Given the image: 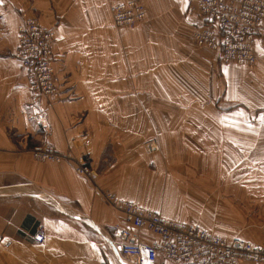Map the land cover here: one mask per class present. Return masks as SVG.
I'll list each match as a JSON object with an SVG mask.
<instances>
[{"label": "crops", "instance_id": "crops-1", "mask_svg": "<svg viewBox=\"0 0 264 264\" xmlns=\"http://www.w3.org/2000/svg\"><path fill=\"white\" fill-rule=\"evenodd\" d=\"M121 1L0 0V264H133L113 227L157 238L127 224L102 192L177 220L154 190L186 173L264 214V90L242 80L247 116L256 118L244 124L243 108L230 107L234 65L194 41L203 20L193 0H142L147 19L133 29L112 22L110 7ZM23 14L56 33L58 102H32L15 58ZM254 51L264 77V26ZM148 140L157 141L153 153ZM46 145L68 159L34 160ZM81 160L91 178L77 174ZM39 227L44 244L33 239ZM244 239L264 245L262 235Z\"/></svg>", "mask_w": 264, "mask_h": 264}, {"label": "built area", "instance_id": "built-area-1", "mask_svg": "<svg viewBox=\"0 0 264 264\" xmlns=\"http://www.w3.org/2000/svg\"><path fill=\"white\" fill-rule=\"evenodd\" d=\"M195 11L203 24L195 31L194 41L198 47L218 54L223 65L253 67L257 58L255 46L264 26V0H193ZM112 22L116 28L133 29L143 24L147 14L142 0H122L110 7ZM54 29L39 20L22 15L17 28L15 58L29 81L32 102L42 99L58 102L62 94V78L55 66ZM44 119V116H42ZM144 149L153 153L157 141L148 140ZM34 160L41 163H64L68 157L54 146L46 145L32 152ZM80 176L92 177L85 160L77 163ZM104 201L122 213L125 222L138 232L144 231L157 238L146 242L120 225L113 227L120 240L119 250L123 258L133 264H264V245L234 238L228 240L213 231L193 223L168 219L158 212L135 202L121 198L111 191L102 192ZM34 242L44 244L47 233L39 227ZM2 239L0 238V243Z\"/></svg>", "mask_w": 264, "mask_h": 264}, {"label": "rangeland", "instance_id": "rangeland-1", "mask_svg": "<svg viewBox=\"0 0 264 264\" xmlns=\"http://www.w3.org/2000/svg\"><path fill=\"white\" fill-rule=\"evenodd\" d=\"M227 68L233 77V103L230 107L233 110L243 108L244 124L256 123V118L253 117L255 113L248 116L246 113L242 80H248L249 91L261 92L264 90V77L257 78L259 74L255 72L254 66L234 65ZM248 95L256 97V93L251 95L249 92ZM258 96L264 102V94L260 93ZM186 174L184 180L156 184L153 200L163 201L158 205L161 209L175 215L177 220L202 226L203 229L213 231L228 240H247L244 236H264V214L254 211L255 206L244 203L243 196L225 195L212 190L210 193L207 187L199 188V182L193 179L192 173ZM160 186L162 187L159 188Z\"/></svg>", "mask_w": 264, "mask_h": 264}]
</instances>
